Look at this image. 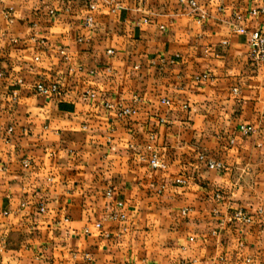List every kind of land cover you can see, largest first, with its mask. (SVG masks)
<instances>
[{
	"label": "crops",
	"instance_id": "1",
	"mask_svg": "<svg viewBox=\"0 0 264 264\" xmlns=\"http://www.w3.org/2000/svg\"><path fill=\"white\" fill-rule=\"evenodd\" d=\"M195 1L0 0V264H264V0Z\"/></svg>",
	"mask_w": 264,
	"mask_h": 264
},
{
	"label": "built area",
	"instance_id": "2",
	"mask_svg": "<svg viewBox=\"0 0 264 264\" xmlns=\"http://www.w3.org/2000/svg\"><path fill=\"white\" fill-rule=\"evenodd\" d=\"M103 1L107 4L113 5V7L111 8L112 12L121 8L120 4L117 2H114V0H103ZM137 1L142 2L143 0H137ZM180 1H183V0H180ZM188 3L191 5L192 10H199L200 11V16L198 18L199 23L201 22L202 19L206 18V16H207L206 13L204 11L200 10L199 5L196 3L195 0H188ZM87 8H88V13L84 17V25L87 27H92V24H93L92 11H94L96 8L95 2H89L87 4ZM11 10H12L11 8H7V10L4 12V16L7 18L8 21L12 20V11ZM50 13H54L53 10H50ZM249 13L251 15L264 13V8H257V9L252 8L249 10ZM141 21H143L144 23H147L148 19L145 17V18H142ZM232 31L235 33H238V34H247V36H248L247 57H248L249 61L252 64L264 63V30H262V29L247 30L242 26L234 25L232 27ZM223 43H226V42H223ZM107 54H109V55L113 54V50H111V49L107 50ZM209 77H210L209 74L204 73L200 76H197L196 80H203L204 81V80L208 79ZM21 82H22V80H20V79H18L16 81L17 84H20ZM33 89L37 94L47 95V96L48 95L60 96L63 92L60 85L57 82H49V83L37 82L34 84ZM233 92L236 93L237 89L233 88ZM84 96L94 98V97H96V93L94 91L89 90V91H86L84 93ZM12 97H13V99H16L17 98V92L13 91ZM161 103L168 104L169 101L167 99H162ZM105 106L108 108L113 107V105L109 104L108 102L105 103ZM115 109H116V114L118 117H127V116H131V115L136 113V110L132 107H129V106H126V107L118 106V107H115ZM159 121L163 122V119L161 118ZM7 131L11 132L12 128L9 127ZM239 131L242 134H250V133H254L255 129L253 126H250V125H241L239 128ZM198 159L201 162H204L205 165L207 166V168H209V169L220 171L224 168L223 164L221 162L215 161L212 159H208L201 154L198 155ZM22 165L27 168L30 165V163L28 160L24 159V160H22ZM149 165L152 169H156V170L166 168V164L159 159L158 155L155 152L150 154ZM177 182H183V180L179 179V180H177ZM110 194H111V191L108 190L106 192V195L109 196ZM215 197L219 198L220 195L216 194ZM117 205L122 206V201H117ZM40 210L43 211L44 208L41 207ZM106 218L108 220L124 221L126 219V214L124 212L111 211L107 214ZM230 219L231 220H239V221H243L246 223H249L251 221L250 217L247 216L241 210H237L236 212L232 213L230 215ZM96 226L100 227V223H97ZM139 264H145V262H140Z\"/></svg>",
	"mask_w": 264,
	"mask_h": 264
}]
</instances>
